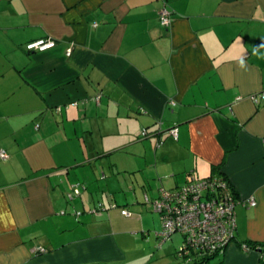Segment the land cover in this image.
I'll use <instances>...</instances> for the list:
<instances>
[{"label":"crops","instance_id":"obj_1","mask_svg":"<svg viewBox=\"0 0 264 264\" xmlns=\"http://www.w3.org/2000/svg\"><path fill=\"white\" fill-rule=\"evenodd\" d=\"M262 93L264 0H0V264H179L133 240L142 195L219 173L242 204L207 264H264ZM107 194L132 217L89 214Z\"/></svg>","mask_w":264,"mask_h":264},{"label":"built area","instance_id":"obj_2","mask_svg":"<svg viewBox=\"0 0 264 264\" xmlns=\"http://www.w3.org/2000/svg\"><path fill=\"white\" fill-rule=\"evenodd\" d=\"M159 23L163 27L171 24V13L163 7L158 14ZM55 47V42L49 39H39L25 45L27 52H45ZM68 50L66 56H70ZM264 98V93L261 96ZM257 101V97L251 98ZM174 106V102H170ZM169 135L177 139V129L168 131ZM141 135L147 136V131L142 130ZM8 155L0 151V160L5 161ZM80 190L74 187V191L69 194V199L79 196ZM145 202L150 203L153 211L159 216L161 231L156 234L159 241L157 247L171 239L174 233H179L183 238L182 246L176 251L179 262L191 261L198 257L219 255L232 243L236 230L235 207L241 203L235 197L229 187L226 178L217 177L210 179L192 178L186 184L173 189L166 190L162 187L158 189V196L149 200L145 196ZM244 203V202H243ZM247 203L250 207H255L253 198ZM242 204V203H241ZM246 205V204H244ZM111 208L115 206L111 205ZM106 211L103 204L89 211V214L101 216V212ZM121 214L130 218L131 213L122 210ZM75 215H79L76 213ZM242 249L249 250L245 245ZM44 253L45 250H36ZM193 256V257H192Z\"/></svg>","mask_w":264,"mask_h":264},{"label":"rangeland","instance_id":"obj_3","mask_svg":"<svg viewBox=\"0 0 264 264\" xmlns=\"http://www.w3.org/2000/svg\"><path fill=\"white\" fill-rule=\"evenodd\" d=\"M102 180V179H101ZM103 183V182H102ZM83 196V195H82ZM108 196V197H107ZM80 197V196H79ZM79 197H75L74 199H73V201H71L70 203H73V202H76V201H79ZM142 200H143V202H145V196H144V194L142 195ZM81 201V200H80ZM100 201H102V202H100ZM109 201H110V203L112 204L113 202L111 201V199L109 198V194H107V195H104V200L103 199H99V200H96L93 204H91V206H90V209H94L95 207H97L99 204H103L104 205V208H105V210H107V212L110 210V206H111V204H109ZM105 203V204H104ZM107 204V205H106ZM144 204H146L145 206H146V210H147V212H144L145 214H144V218L146 217V218H148L151 214H149L148 213V209H149V206H151L150 204H148V203H144ZM112 205H115V206H117L115 203H113ZM118 208V207H117ZM151 208H152V206H151ZM118 209H120V208H118ZM125 209H128L129 210V208H125ZM153 210V209H152ZM106 212L104 211V212H101L100 214L103 216L104 214H105ZM94 216V218H98V219H100L98 216H95V215H93ZM151 216H154V219H153V221H154V223H155V228H147V225H146V227L145 228H141L140 229V226L137 224L136 226H135V228H136V232H133V240H135V241H138L139 240V242H141L142 244V246H144L145 248H147V247H150L151 248V246H153L155 243H154V241L156 242L157 241V243H156V247H157V245H158V243H159V241H158V239L156 240L155 238H157L156 237V234L158 233V232H160L161 231V223H160V220H159V217H157V215H151ZM148 221H151V218L149 217L148 218ZM150 237V239L152 238L153 239V241L152 240H150V244H148V243H146L148 240H147V238H149ZM146 241V242H145ZM182 243H183V238H182V236L179 234V233H174L172 236H171V239L169 240V241H167L166 243H164V244H162L161 245V247H163L164 245H172V249L174 248L175 250H178L181 246H182ZM160 247V248H161ZM158 248V247H157ZM164 248H165V246H164ZM163 248V249H164ZM162 249V250H163ZM162 250H160V252L162 251ZM161 256V258L163 257L162 255H160Z\"/></svg>","mask_w":264,"mask_h":264},{"label":"trees","instance_id":"obj_4","mask_svg":"<svg viewBox=\"0 0 264 264\" xmlns=\"http://www.w3.org/2000/svg\"><path fill=\"white\" fill-rule=\"evenodd\" d=\"M142 130H145V129H142ZM142 130H141V132H142ZM147 131V130H146ZM141 132H140V139L142 140V139H145V138H148L149 137V132H147V136L146 137H143L142 135H141ZM169 134V133H168ZM173 138V137H172ZM217 177H222V178H225V176H223L222 174H216L215 176L213 175V176H210V177H207V178H204L205 180L206 179H210V178H217ZM196 179V178H195ZM190 181V180H189ZM188 181V182H189ZM186 184V183H185ZM77 185V188L80 190V193H79V195L83 192V190H84V185L83 184H76ZM229 187H230V185H229ZM230 189H231V187H230ZM74 191V188H72L71 189V192L70 193H68L67 195H66V199L67 200H69V201H71V200H73V199H69V194H71L72 192ZM231 191H232V193H233V195L236 197V195H235V192L231 189ZM78 197V196H77ZM147 197V196H146ZM149 200H150V198H148ZM155 199V198H154ZM151 200H153V199H151ZM145 203V202H144ZM147 203V202H146ZM148 204H150V203H148ZM112 205V204H111ZM151 205V204H150ZM113 206H115V205H113ZM115 208H117V206H115L114 208H111L110 207V210L111 209H115ZM122 210H126L125 208H120V214H121V211ZM128 211V210H127ZM105 212H107V210L105 211ZM129 212V211H128ZM131 213V212H130ZM155 213V212H154ZM156 214V213H155ZM157 215V214H156ZM121 216L122 217H124L122 214H121ZM158 216V215H157ZM131 217H132V213H131ZM130 217V218H131ZM159 217V216H158ZM124 218H126V217H124ZM246 246L248 249H251L252 247H250L249 245H247V244H242L241 245V247L242 246ZM261 251V250H260ZM213 256H216V255H213ZM175 257H176V259L178 260V258H177V256H176V254H175ZM193 257V256H192ZM210 258H212V256H205V257H198L197 255H195L193 258H192V260L191 261H188L187 263H185V262H179V264H207L208 263V261L210 260ZM179 261V260H178Z\"/></svg>","mask_w":264,"mask_h":264}]
</instances>
